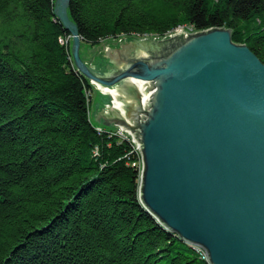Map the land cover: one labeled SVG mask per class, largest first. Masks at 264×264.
<instances>
[{
    "label": "trees",
    "instance_id": "16d2710c",
    "mask_svg": "<svg viewBox=\"0 0 264 264\" xmlns=\"http://www.w3.org/2000/svg\"><path fill=\"white\" fill-rule=\"evenodd\" d=\"M55 0H0V264H209L140 204L139 155L90 119ZM81 44L227 28L264 64V0H70Z\"/></svg>",
    "mask_w": 264,
    "mask_h": 264
},
{
    "label": "water",
    "instance_id": "95a60500",
    "mask_svg": "<svg viewBox=\"0 0 264 264\" xmlns=\"http://www.w3.org/2000/svg\"><path fill=\"white\" fill-rule=\"evenodd\" d=\"M69 2L55 0L54 15L74 68L115 91L120 104L95 121L137 143L141 206L209 264H264V64L230 29L210 28L121 42L98 73Z\"/></svg>",
    "mask_w": 264,
    "mask_h": 264
},
{
    "label": "rangeland",
    "instance_id": "374dc122",
    "mask_svg": "<svg viewBox=\"0 0 264 264\" xmlns=\"http://www.w3.org/2000/svg\"><path fill=\"white\" fill-rule=\"evenodd\" d=\"M214 1H217V0H214ZM171 35H174V34L173 33L168 34L167 36H171ZM146 37H149V36H145V37L119 36L118 38L104 39L96 46H90L88 44H82V46L80 48V56H81L82 60L89 67L93 68L96 72L104 73L107 58L101 60L102 55L107 54L111 50L119 48L121 45V42L124 43L125 41L131 40V38H146ZM151 38H156V37H151ZM70 43H71V40H70ZM89 97H91L90 98L91 99L90 119L92 120V122L94 124L97 125L98 123L95 121V110H101L102 108H105L106 105L111 104L112 99L110 98L111 96H108V94L106 95V94L100 93L95 88V86H93L92 92H91V94H89ZM100 126L104 127L102 125H100ZM104 128L110 129V127H106V126ZM115 130H112V131L115 132ZM136 166L139 169V166H142V162L140 161L139 166L138 165H136Z\"/></svg>",
    "mask_w": 264,
    "mask_h": 264
},
{
    "label": "bare ground",
    "instance_id": "6f19581e",
    "mask_svg": "<svg viewBox=\"0 0 264 264\" xmlns=\"http://www.w3.org/2000/svg\"><path fill=\"white\" fill-rule=\"evenodd\" d=\"M183 26V25H182ZM179 27V26H178ZM174 34V30L171 32V33H169V34ZM81 46H82V44H81ZM81 46H80V48H81ZM91 84L93 85V86H95V88L100 92V93H103V94H108V96H111L112 97V101H111V104L114 106V107H118V105L120 104V102L118 101V99L114 96L115 95V91L113 90V89H111V88H107V87H103V86H99V85H97V84H95V83H93V82H91ZM110 97V98H111ZM94 128H95V130L96 131H99L100 129H101V126L99 125V124H95L94 125ZM104 128V127H103ZM110 129L111 130H115V132L113 131L112 133H115V134H117L118 136H120L121 138H126V139H128V133L127 132H125L124 130H122L121 128H119V127H115V126H111L110 127ZM117 131V132H116ZM139 170H140V172H141V167H139ZM188 244V243H187ZM190 246H192V248H194L199 254H200V256H201V258L202 259H204V260H206V254H205V251L201 248V247H199V246H196V245H192V244H189Z\"/></svg>",
    "mask_w": 264,
    "mask_h": 264
},
{
    "label": "built area",
    "instance_id": "2783aa9c",
    "mask_svg": "<svg viewBox=\"0 0 264 264\" xmlns=\"http://www.w3.org/2000/svg\"><path fill=\"white\" fill-rule=\"evenodd\" d=\"M187 31H188V33L192 34V33H195L197 30H195V29L193 28V26H191V25H183V26H179V27L175 28V29H174V34L185 33V32H187ZM128 140L131 141V143H132L133 146H134V151H135L136 153H138V155H139V160H138V162H134V163H132V165H133V166H136V165L139 166V163H140V161H141V153H140L139 147H138L137 143L134 141V139H133L129 134H128ZM139 167H141V166H139Z\"/></svg>",
    "mask_w": 264,
    "mask_h": 264
}]
</instances>
